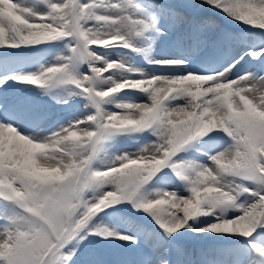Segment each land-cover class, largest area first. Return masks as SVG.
Wrapping results in <instances>:
<instances>
[{
  "label": "snow or ice",
  "instance_id": "1",
  "mask_svg": "<svg viewBox=\"0 0 264 264\" xmlns=\"http://www.w3.org/2000/svg\"><path fill=\"white\" fill-rule=\"evenodd\" d=\"M0 264H264V0H0Z\"/></svg>",
  "mask_w": 264,
  "mask_h": 264
}]
</instances>
